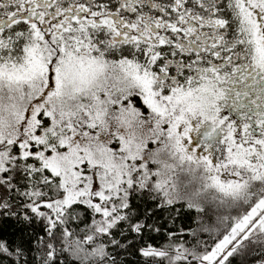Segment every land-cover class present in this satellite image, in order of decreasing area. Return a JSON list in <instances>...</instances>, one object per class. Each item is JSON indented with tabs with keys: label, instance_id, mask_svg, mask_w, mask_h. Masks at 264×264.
Here are the masks:
<instances>
[{
	"label": "snow or ice",
	"instance_id": "1",
	"mask_svg": "<svg viewBox=\"0 0 264 264\" xmlns=\"http://www.w3.org/2000/svg\"><path fill=\"white\" fill-rule=\"evenodd\" d=\"M237 260L264 264V0H0V264Z\"/></svg>",
	"mask_w": 264,
	"mask_h": 264
},
{
	"label": "trees",
	"instance_id": "2",
	"mask_svg": "<svg viewBox=\"0 0 264 264\" xmlns=\"http://www.w3.org/2000/svg\"><path fill=\"white\" fill-rule=\"evenodd\" d=\"M204 238L207 239V234H205ZM236 264H240L239 260H237Z\"/></svg>",
	"mask_w": 264,
	"mask_h": 264
},
{
	"label": "rangeland",
	"instance_id": "3",
	"mask_svg": "<svg viewBox=\"0 0 264 264\" xmlns=\"http://www.w3.org/2000/svg\"><path fill=\"white\" fill-rule=\"evenodd\" d=\"M193 137H194V139H198V137L196 136L195 133H193Z\"/></svg>",
	"mask_w": 264,
	"mask_h": 264
}]
</instances>
